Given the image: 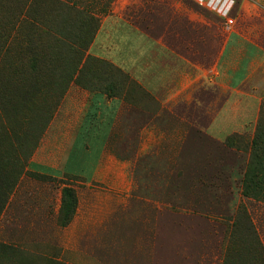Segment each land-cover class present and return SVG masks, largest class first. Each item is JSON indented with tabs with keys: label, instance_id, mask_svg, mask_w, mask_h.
<instances>
[{
	"label": "rangeland",
	"instance_id": "374dc122",
	"mask_svg": "<svg viewBox=\"0 0 264 264\" xmlns=\"http://www.w3.org/2000/svg\"><path fill=\"white\" fill-rule=\"evenodd\" d=\"M119 5L0 0V264H264V104L257 125L220 131L222 141L184 140L183 205L160 221L138 223L127 206L92 210L79 204L81 181L28 169L72 87L123 95L127 77L92 56ZM65 189L77 199L72 216Z\"/></svg>",
	"mask_w": 264,
	"mask_h": 264
},
{
	"label": "crops",
	"instance_id": "0c3cea01",
	"mask_svg": "<svg viewBox=\"0 0 264 264\" xmlns=\"http://www.w3.org/2000/svg\"><path fill=\"white\" fill-rule=\"evenodd\" d=\"M92 56L127 77L123 95L72 87L28 169L81 181L79 204L92 210L127 206L138 223L160 221L183 205L186 138L222 141L220 131L258 124L264 0H120Z\"/></svg>",
	"mask_w": 264,
	"mask_h": 264
},
{
	"label": "trees",
	"instance_id": "16d2710c",
	"mask_svg": "<svg viewBox=\"0 0 264 264\" xmlns=\"http://www.w3.org/2000/svg\"><path fill=\"white\" fill-rule=\"evenodd\" d=\"M63 198H64L63 213L64 214L67 213V215L71 214V216H72L74 214L75 208L77 206V199H76L74 191L65 189L63 191ZM70 219H71V217H70Z\"/></svg>",
	"mask_w": 264,
	"mask_h": 264
},
{
	"label": "built area",
	"instance_id": "2783aa9c",
	"mask_svg": "<svg viewBox=\"0 0 264 264\" xmlns=\"http://www.w3.org/2000/svg\"><path fill=\"white\" fill-rule=\"evenodd\" d=\"M230 23H232V22L230 21Z\"/></svg>",
	"mask_w": 264,
	"mask_h": 264
}]
</instances>
